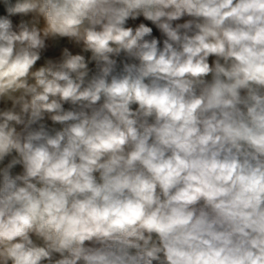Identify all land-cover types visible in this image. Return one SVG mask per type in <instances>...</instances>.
<instances>
[{
    "label": "clouds",
    "instance_id": "obj_1",
    "mask_svg": "<svg viewBox=\"0 0 264 264\" xmlns=\"http://www.w3.org/2000/svg\"><path fill=\"white\" fill-rule=\"evenodd\" d=\"M0 264H264V0H0Z\"/></svg>",
    "mask_w": 264,
    "mask_h": 264
}]
</instances>
